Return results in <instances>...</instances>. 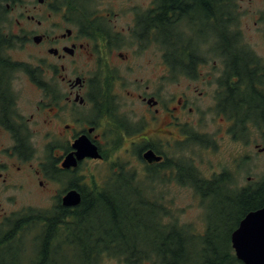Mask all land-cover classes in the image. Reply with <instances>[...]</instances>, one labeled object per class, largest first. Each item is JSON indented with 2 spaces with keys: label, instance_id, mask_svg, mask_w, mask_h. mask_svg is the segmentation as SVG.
I'll list each match as a JSON object with an SVG mask.
<instances>
[{
  "label": "flooded vegetation",
  "instance_id": "flooded-vegetation-1",
  "mask_svg": "<svg viewBox=\"0 0 264 264\" xmlns=\"http://www.w3.org/2000/svg\"><path fill=\"white\" fill-rule=\"evenodd\" d=\"M239 1L0 0V196L33 184L43 218L44 193L53 214L67 217L99 198L96 191L144 178L157 185L146 197L170 211L176 196L165 190L193 188L195 174L220 193L191 195L204 208L200 229L176 220L169 232L189 238L227 229L225 245L245 264L232 234L264 205V171L256 173L264 156V51L244 34H264V0L259 11ZM79 141L100 156L79 158ZM69 156L76 162L66 166ZM92 162L105 164L104 176L96 167L88 173ZM72 190L80 202L65 205ZM0 211L5 220L18 212ZM215 217L232 225L213 226ZM109 239V264H197L189 249L208 246L162 242L179 254L160 257L140 251L161 247L156 242Z\"/></svg>",
  "mask_w": 264,
  "mask_h": 264
},
{
  "label": "trees",
  "instance_id": "trees-1",
  "mask_svg": "<svg viewBox=\"0 0 264 264\" xmlns=\"http://www.w3.org/2000/svg\"><path fill=\"white\" fill-rule=\"evenodd\" d=\"M193 176L192 184L196 193H220L218 186H207L201 180H197L195 174ZM128 179H131V177ZM149 187L152 186L147 182L143 184L142 182L134 183L129 181L126 185L114 184L111 188H103L101 191H96L100 195L99 198L86 201L80 207L83 211L73 216L63 217V215L60 217L54 215L53 212L49 214L48 211H44V218L39 213L34 212H32V216L35 217L31 218L21 216H16L12 219L7 218L1 226V228H4V233L0 235V251L6 249L5 246L7 245L12 246V243L16 242L23 233V228L30 226L31 223H40L42 220H44V230L39 239L43 242V245L38 255L39 258L44 259V263L41 264H50L47 262L50 258L56 260L58 258L60 260L59 253L64 251L65 246H69L68 248H72V250L77 249L83 264H99V261L105 257L106 245L110 240V236L113 241L129 243L135 241L149 242L150 234L156 237L159 235L160 239L163 237L162 241L166 242H172L173 236L178 241H183L185 235L182 232L171 230L170 233V230H168L169 227L174 225V221H167L169 217L167 215L168 210L166 208H158L157 202L146 197L154 193L153 190L149 191ZM110 193L118 196L109 198L108 195ZM134 195H143L144 197L140 198L138 196V198H135L133 197ZM261 203L263 202L257 200V206ZM111 217L113 222H108L107 219ZM93 220L95 222L98 220L103 222L104 220V223L97 227V225H91ZM211 225L214 226L215 223ZM99 228L103 230V233L98 231ZM0 233H2L1 230ZM217 233L211 231L205 235H194L191 233L186 235L189 236L190 240L202 241L208 246H212L199 247L197 249L198 255L204 264H224L228 260L237 264L235 255L231 253L228 246L225 245V249H223L221 248L222 246L220 247L219 241L215 240L214 236ZM86 237L89 238L90 242L86 240ZM228 238L225 242L228 241ZM152 241L156 242L157 240ZM132 249L134 248H127L128 251ZM221 250H224L223 256L220 255L222 253ZM140 251L155 254L157 252L160 257L172 256V254L178 257L179 254V250L169 248L166 252L161 247L153 249L146 247ZM93 253H95L94 256ZM128 256L130 258V255ZM187 256L189 257V255ZM11 257H13L12 254Z\"/></svg>",
  "mask_w": 264,
  "mask_h": 264
},
{
  "label": "rangeland",
  "instance_id": "rangeland-1",
  "mask_svg": "<svg viewBox=\"0 0 264 264\" xmlns=\"http://www.w3.org/2000/svg\"><path fill=\"white\" fill-rule=\"evenodd\" d=\"M231 1L235 2L239 0H231ZM239 2L242 3L244 9L247 7L248 3L250 2L256 5L257 8L259 7L258 11L263 9V0H240ZM245 34L244 37L245 39H248L251 42L250 46L252 48L256 47V49H258L260 52L264 51V47L262 46L264 44L263 33L254 34V31L253 32L250 31V34L248 36ZM219 60L221 61V59ZM193 154L196 155L197 157L196 161L199 162V165L201 166L200 151L198 149H195ZM213 164H215V162H213ZM256 164H257L256 173L257 174L263 173L264 156L257 157ZM95 167L97 168V171L96 169L93 170ZM105 168H106L105 164L97 163L95 166L92 162L90 171L88 170V173H91L92 170L98 173L99 172L98 169H100V174H102L101 176H104ZM205 168L206 165H203L201 167L202 170H205ZM141 182L143 184H145V182L149 183L150 186H152L149 187V191L153 190L154 193H156L157 185L154 183V181L149 179L144 180V178H142L140 183ZM29 189H31L32 191L30 192ZM35 189L36 187L33 184L29 185V183H27L24 188L19 187L14 190H9L6 194L4 193L3 195L0 196V204H1L0 209L6 211L7 216L11 215L8 213L18 211L15 216L29 218V216L32 215V212L38 213L37 211H40L42 202L40 199V195L37 192H35ZM14 192H16L17 194L16 199L10 200L8 197ZM165 192L166 194L168 193L171 194V197H173V195L176 196L175 197L176 201L172 202L173 205L170 208V211L167 212V215H169L167 221L175 222L176 220H178V221H182L183 225H187V227H192L194 230L200 229V227L203 225V222H205V217H204L205 212L203 210L204 208L201 206V203L195 197H191V195L196 194L194 188L192 187L188 188V187L176 185L171 188V191L165 190ZM51 202L52 199L50 197H47V195H45L44 193V211H48L49 214L52 212V210L50 209L52 206ZM25 207H27L26 209L29 208V210H23ZM220 209L221 208H216L215 211H219ZM20 210L22 211V213H19ZM216 214H219V212H217ZM2 216H5V212L0 211V230L2 231L0 235L4 233V228H1V226L5 218H3ZM107 220L108 222L109 221L113 222L112 217L108 218ZM222 222L228 224L229 226L232 225V220L229 218L215 217V224H221ZM103 223L104 220L103 222L99 220L95 222L93 220L91 222V225H97V227H99V225ZM43 230H44L43 220L40 221V223H35V224L31 223L30 226L23 228L22 230L23 233L20 235L18 240L12 243V246L7 245L5 246L6 249H2L0 251V264H18V263L25 264L28 258H37L39 255V251L43 245V242H41V240L39 239L43 233ZM98 231L103 233V230L100 228ZM228 236H229V230L222 229L218 231L217 234H215L214 238L215 240L219 241L220 245L222 246L221 248L225 249L224 245ZM86 240L90 242L88 237H86ZM152 240H157L156 243H158V245H160L167 252L168 248L161 245L162 242H166V241H162L163 237L162 239H160L159 235L156 237L153 234H150L149 242H153ZM188 240L189 238H184L183 241H188ZM172 242L179 243L178 239L175 238V236H173ZM68 247L69 246L64 247V251L60 256V259L63 261V264H83L81 258L79 257V253L77 249L72 250V248H68ZM175 247H177V244H175ZM208 247H212V246H208ZM20 248H24L23 251H21ZM7 249L10 250L11 253ZM197 249H199V247L196 246H192L189 249V251L191 252V256L195 263L197 264L201 262L203 263L202 259L198 255L199 253L197 252ZM221 251L222 253L220 255L223 256L224 250ZM11 254L13 255V257H11ZM99 264H109V262L106 259V256L99 261ZM224 264H235V263H233V261L231 260H228Z\"/></svg>",
  "mask_w": 264,
  "mask_h": 264
},
{
  "label": "water",
  "instance_id": "water-1",
  "mask_svg": "<svg viewBox=\"0 0 264 264\" xmlns=\"http://www.w3.org/2000/svg\"><path fill=\"white\" fill-rule=\"evenodd\" d=\"M76 146L79 149V158L100 156L94 145L86 148L79 141ZM145 156L149 160L158 159L152 151L146 152ZM75 162L76 159L69 156L64 165L70 166ZM80 199V194L72 190L64 196L63 202L65 205H77ZM232 242L236 255L245 264H264V205L246 216L240 228L232 234Z\"/></svg>",
  "mask_w": 264,
  "mask_h": 264
}]
</instances>
